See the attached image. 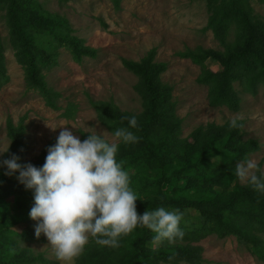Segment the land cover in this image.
<instances>
[{
    "label": "trees",
    "instance_id": "obj_1",
    "mask_svg": "<svg viewBox=\"0 0 264 264\" xmlns=\"http://www.w3.org/2000/svg\"><path fill=\"white\" fill-rule=\"evenodd\" d=\"M252 0H206L208 19L202 32H211L220 50L196 47L178 52L181 59L201 67L197 83L207 88L210 107H225L237 112L240 97L234 88L256 95L264 87V14L257 16ZM264 5V0H256ZM119 11L121 0H111ZM0 11L8 31V43L16 62L24 74L25 86L36 92L46 107L61 111V117L72 119L75 106L62 109L61 98L46 82L44 69L55 64L56 50H67L73 61L94 58L95 50L84 45L73 34L68 22L55 15L43 13L34 0H0ZM155 49L149 50L138 62L123 60V66L137 78L134 89L141 98L142 111L134 114L122 111L112 101H93L89 104L97 121L112 135L119 128H128L139 137L137 143L118 141L117 163L122 170L151 172L153 178L143 182L131 181L129 187L137 197L136 211H154L160 207L178 209L183 215L179 228L182 240H168L154 246L156 235L147 227L137 226L118 238V247L101 246L90 238L77 256L76 264H200L201 251L195 244L210 235L234 237L247 245L253 254L264 261V192H258L247 182L240 184L235 165L257 152L253 139L243 141V127L224 128L213 123L195 128L181 138V119L176 115L171 88L160 81L165 66L154 60ZM211 59L220 70L214 72L203 65ZM8 82L4 44L0 36V88ZM127 117H135L137 126L131 128ZM25 117L16 125L6 122L9 146L2 161L15 155L21 165L41 168L47 149L55 145L51 140L31 161L25 162L27 143ZM238 125L244 121L237 120ZM87 134L79 131L80 140ZM113 136V135H112ZM0 162V264H58L43 253L33 254L21 246L40 240L35 235L38 223L30 216L34 204V189H26L17 179L19 173L6 175ZM263 162L257 164L255 174L260 177ZM147 184L146 186H143ZM11 200L12 202L8 201ZM194 214L189 216L188 212ZM20 226L17 230L15 227Z\"/></svg>",
    "mask_w": 264,
    "mask_h": 264
},
{
    "label": "rangeland",
    "instance_id": "obj_2",
    "mask_svg": "<svg viewBox=\"0 0 264 264\" xmlns=\"http://www.w3.org/2000/svg\"><path fill=\"white\" fill-rule=\"evenodd\" d=\"M34 1L43 13L65 19L73 34L96 54L94 58L84 57L81 63H76L67 50L59 48L55 64L43 70L47 84L61 95L58 105L62 109L68 104L75 106L73 118L65 119L61 117L62 110L49 109L36 92L26 88L23 70L7 40L4 12L0 11V36L8 77V82L0 88V162L10 143L6 122L10 120L16 125L21 117H25L28 146L25 162L33 160L51 140L57 142L64 127L79 139V131H83L101 133L108 143H117L97 121L89 99L112 100L122 111L141 113V98L134 89L137 78L122 61L138 62L149 50L155 49L153 61L166 67L160 81L171 88L176 115L182 121L181 138L206 124L229 128L233 119L242 120L241 139H253L259 145L258 151L250 153L247 158L255 160L256 164L262 161L261 173L264 175V87H259L257 94L252 96L234 84L240 97L237 112L225 107H210L207 88L197 83L201 67L177 56L186 48L220 50L211 32L201 30L209 16L206 0H121L119 11L114 10L111 0ZM250 4L255 15L264 14V5L256 0ZM203 67L214 72L220 70L218 63L211 59L206 60ZM127 173L133 176V182L150 180L154 175L144 171L138 174L132 169ZM195 245L201 251L200 264H264L249 246L238 243L234 237L210 235ZM21 246L33 254L43 253L58 264H76L77 256L71 262L58 260L43 233L39 241L21 243Z\"/></svg>",
    "mask_w": 264,
    "mask_h": 264
},
{
    "label": "clouds",
    "instance_id": "obj_3",
    "mask_svg": "<svg viewBox=\"0 0 264 264\" xmlns=\"http://www.w3.org/2000/svg\"><path fill=\"white\" fill-rule=\"evenodd\" d=\"M128 119L135 128V117ZM237 128V119L230 122ZM117 141L137 143L139 137L128 128H119L112 134ZM117 143H108L103 134H87L81 140L64 127L55 145L47 149L41 168L21 165L15 155L2 161L6 175L18 172L17 179L26 189H34V204L29 216L37 221L35 235L44 234L58 260L71 262L89 242V237L101 246L118 247V238L137 226L147 227L156 235L153 242L169 243L182 240L179 228L182 213L160 207L136 211L137 197L129 187V177L117 163ZM256 161L244 158L235 165L240 182L249 183L254 190L264 192V175L255 174Z\"/></svg>",
    "mask_w": 264,
    "mask_h": 264
}]
</instances>
